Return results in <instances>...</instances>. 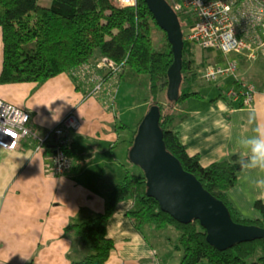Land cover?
I'll list each match as a JSON object with an SVG mask.
<instances>
[{
	"label": "crops",
	"instance_id": "crops-1",
	"mask_svg": "<svg viewBox=\"0 0 264 264\" xmlns=\"http://www.w3.org/2000/svg\"><path fill=\"white\" fill-rule=\"evenodd\" d=\"M106 60L100 53L84 80L75 81L70 72H63L42 82H0V96L29 109L28 125L40 135L72 109L81 119L80 128L71 129L74 163L63 174L51 173V146L37 150L33 136L22 138L14 149L0 145V264H72L83 258L90 249L75 233L66 232L68 223L104 211L109 188L129 170L140 173L129 156L135 125L124 120L117 102L121 77L113 72L103 78L109 67L97 64ZM228 76H222L223 80ZM244 78L235 74L225 86L230 88ZM100 81L102 87L95 89ZM226 87L213 96L200 89L202 95L171 107L181 138L204 164L234 152L244 154L240 142L253 135L255 127L249 124V116L264 122V90L244 103L229 97ZM259 179H264V171L241 169L229 191L238 209L249 217L261 215L255 206L258 198L264 200V188L256 185ZM131 205L132 199L120 201L109 220L108 232L115 245L104 264H178L180 250L170 237L177 229L171 227L150 240L130 215ZM170 250L173 255L164 261L161 255ZM200 264L213 263L203 260Z\"/></svg>",
	"mask_w": 264,
	"mask_h": 264
},
{
	"label": "trees",
	"instance_id": "trees-1",
	"mask_svg": "<svg viewBox=\"0 0 264 264\" xmlns=\"http://www.w3.org/2000/svg\"><path fill=\"white\" fill-rule=\"evenodd\" d=\"M177 11L182 25L183 18L188 25L184 29L181 95L177 100H171L173 104L169 110L155 97L162 109L161 124L167 147L181 159L186 169L194 172L209 190L227 203L234 219L264 225L263 199L255 201L261 215L249 217L238 209L229 194L242 169L239 164L241 153L234 152L229 157L204 164L199 153L189 151L174 125L175 114L171 107L182 97L202 95L194 85L204 78L193 50L197 42L188 37L196 22L195 11L187 8ZM0 29L3 44L0 82H42L63 72H70L75 81L84 80L87 69L97 59L93 56L99 48L107 60L103 61L105 65H100L101 61L97 64L109 67L103 78L114 72L122 81L131 82L148 75L151 90L156 95L168 88V71L174 61L172 43L146 0H138L136 4H125L120 0H51V4L41 0H0ZM158 29H164V39L156 38ZM243 57L240 60L249 58ZM225 58L226 55H219V60ZM142 117L133 127L131 145ZM69 151H74L73 141ZM147 187L145 172L129 170L122 180L109 188L104 211L68 223L66 232L75 233L90 249L87 255L73 260L72 264H104L107 261L115 245L108 232L109 220L118 203L127 198L132 199L130 215L150 240L171 227L178 229L175 236L172 233L170 236L174 248L180 250L178 264H200L203 260L213 264H264V238L221 249L208 240L207 229L200 219L180 221L161 207L157 197L147 193ZM173 253L170 250L161 257L166 261Z\"/></svg>",
	"mask_w": 264,
	"mask_h": 264
},
{
	"label": "built area",
	"instance_id": "built-area-1",
	"mask_svg": "<svg viewBox=\"0 0 264 264\" xmlns=\"http://www.w3.org/2000/svg\"><path fill=\"white\" fill-rule=\"evenodd\" d=\"M125 4H136L138 0H120ZM178 9H193L196 22L188 37L205 48L224 51L222 62L206 65L202 75L207 80L217 81L220 77L235 73L242 55L258 58L264 55V0H170ZM242 54V55H240ZM105 62L100 65H105ZM100 81L95 89L102 87ZM258 90H264V78L256 82L248 78L239 79L227 91L235 100L250 103ZM29 109L0 96V145L14 149L22 138L35 137L36 149L50 144L52 158L49 169L53 174H62L72 168L74 156L69 151L72 144L71 129L81 126L75 110L66 113L44 135L38 134L28 125Z\"/></svg>",
	"mask_w": 264,
	"mask_h": 264
},
{
	"label": "water",
	"instance_id": "water-1",
	"mask_svg": "<svg viewBox=\"0 0 264 264\" xmlns=\"http://www.w3.org/2000/svg\"><path fill=\"white\" fill-rule=\"evenodd\" d=\"M146 1L172 43L174 61L168 71L167 93L170 100H177L183 81L185 31L182 21L170 0ZM161 115L160 103H152L138 125L129 150L130 159L145 171L147 193L157 197L161 207L180 221L200 219L207 229L208 240L221 249L264 238V225L234 219L227 203L209 190L194 172L186 169L167 147Z\"/></svg>",
	"mask_w": 264,
	"mask_h": 264
},
{
	"label": "rangeland",
	"instance_id": "rangeland-1",
	"mask_svg": "<svg viewBox=\"0 0 264 264\" xmlns=\"http://www.w3.org/2000/svg\"><path fill=\"white\" fill-rule=\"evenodd\" d=\"M42 3L51 4V0H41ZM185 22V18H183V28L186 30L188 25ZM164 29H158L156 32L157 39H164L163 32ZM193 50L196 54L197 64L199 65V72L202 76V70L206 65L209 64H216L218 62H222L224 60H219V55H226L228 53L217 50L214 48H205L199 45H193ZM2 44L0 41V60L2 55ZM101 53V50L98 48L93 56V59H96L98 55ZM247 59V58H246ZM232 74V75H231ZM244 75L246 78L250 80H254L256 82H261L264 78V57L259 59H247L246 61H241L239 64V68L235 73H230L228 78L223 80L224 78L220 77L217 81L215 80H207L202 78L201 80L197 81L194 85L195 88L201 89L202 92L207 94L208 96H213L217 91L219 93L220 88H225L230 81L231 78L235 75ZM230 77V78H229ZM151 78L146 75L144 77L139 76L136 78V81L133 80L129 82V80L121 81L120 85V93L118 95V106L121 109V113L124 115V120L129 124L135 125L139 120L140 116H144V114L148 111L152 103L156 101V98L165 104V109L169 110L171 104L173 102L169 99L167 90H160L158 94L152 92L151 85L152 82L150 81ZM219 81L221 82V87L219 85ZM229 87H226L228 91ZM194 94L188 96L191 97ZM156 97V98H155ZM187 97H182L181 100L178 101V104H185ZM176 104V103H175ZM134 167L140 171V173H144V169L136 164H133ZM132 166V164H131ZM177 229V228H175ZM178 230V229H177ZM175 231V230H174ZM209 260H204V262H208ZM203 262V261H202Z\"/></svg>",
	"mask_w": 264,
	"mask_h": 264
},
{
	"label": "clouds",
	"instance_id": "clouds-1",
	"mask_svg": "<svg viewBox=\"0 0 264 264\" xmlns=\"http://www.w3.org/2000/svg\"><path fill=\"white\" fill-rule=\"evenodd\" d=\"M248 122L255 124L254 134L241 140L244 154H241L239 164L243 170L264 171V122H258L255 115H250ZM256 185L264 188V179H259Z\"/></svg>",
	"mask_w": 264,
	"mask_h": 264
},
{
	"label": "bare ground",
	"instance_id": "bare-ground-1",
	"mask_svg": "<svg viewBox=\"0 0 264 264\" xmlns=\"http://www.w3.org/2000/svg\"><path fill=\"white\" fill-rule=\"evenodd\" d=\"M72 110H75V109H72ZM70 111H71V110H70ZM75 111H76V110H75ZM68 112H69V111H68ZM68 112H67V113H68ZM76 112H77V111H76ZM54 125H55V124H54ZM50 128H51V127H50ZM48 131H50V129H49ZM62 174H63V173H62Z\"/></svg>",
	"mask_w": 264,
	"mask_h": 264
}]
</instances>
